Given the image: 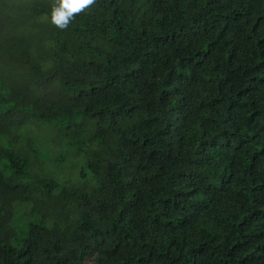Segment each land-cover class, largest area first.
<instances>
[{"label": "trees", "instance_id": "1", "mask_svg": "<svg viewBox=\"0 0 264 264\" xmlns=\"http://www.w3.org/2000/svg\"><path fill=\"white\" fill-rule=\"evenodd\" d=\"M0 264H264V0H0Z\"/></svg>", "mask_w": 264, "mask_h": 264}]
</instances>
